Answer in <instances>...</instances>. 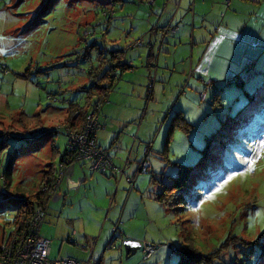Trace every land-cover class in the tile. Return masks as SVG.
I'll list each match as a JSON object with an SVG mask.
<instances>
[{"label":"rangeland","instance_id":"obj_1","mask_svg":"<svg viewBox=\"0 0 264 264\" xmlns=\"http://www.w3.org/2000/svg\"><path fill=\"white\" fill-rule=\"evenodd\" d=\"M112 1L0 0V246L13 238L18 200L39 190L50 161L57 160L65 149L63 132L51 136L49 128L69 127L74 104L53 102L48 92H55L54 96L60 93L57 98L65 95L84 105L86 95L71 88L88 81L82 69L80 74L76 71L79 63L84 65L89 60H76L73 56L75 53L82 56L85 49L93 47L86 38L94 35L92 23L100 22L101 29L107 31L98 40L102 38L109 44L108 39H114L133 68L116 79L115 89L113 86L107 100L100 104L97 132L102 131L101 124L104 127L109 124L122 135L121 141L129 138L121 159L112 154L119 150L117 139L103 148L109 150L116 166L127 167L131 163L132 172L139 177L136 184L140 182V186L131 188L126 168L112 178L117 184L108 196L100 181L108 173L89 169L95 178L96 175L102 178L98 181L92 178L90 190H81V162L67 165L69 171L77 168L73 180L70 184L64 181L44 200L46 216L39 234L50 241V257H72L83 262L91 256L93 264H176L179 259L176 249H184L190 243L201 253L215 252L213 264H264V94H258L248 107L250 97L243 95L252 92V88L245 91L238 84H229L221 88L227 89V93L238 88L233 97L224 90L218 102L208 92V98L202 101L199 93L203 88L195 87L196 82L191 76L188 78L190 73L187 76L189 70L186 82L178 80L179 72H173L176 54L184 57L190 54L188 49H174L172 42L162 40L163 28L152 24L158 15L155 0H115L111 8ZM145 2L150 5L147 7ZM165 2L166 9L175 4L174 0ZM134 6L139 11L133 10ZM103 7L111 9L107 27V19L101 14ZM189 15L190 12L182 10L172 16V25L178 27L170 35L175 31V35H182L191 28ZM181 19L185 23H179ZM131 42L134 47H128ZM92 53L94 62L97 51ZM63 61L71 63L70 67L61 65ZM257 75L264 77V52L249 76ZM20 112L33 116L40 113V117L22 122ZM177 112L190 125H186L187 130L179 124L173 127L169 146L161 153L166 131ZM120 119H130L131 124L120 126ZM78 122L76 118L73 126L78 127ZM42 128L47 131L42 130L38 137L27 134L30 142L26 136L22 139L11 135ZM40 139L43 146L34 150ZM33 140L34 149L28 147ZM209 143L207 158L201 160ZM223 144L229 145V151L225 152ZM146 146L151 149L149 153L145 152ZM47 148L49 152L52 149V156L46 152ZM141 156L148 160V167L137 163ZM178 163L191 165L195 170L192 183L189 181L183 199H179L178 193L173 196L177 198L175 204H170L169 199L161 203L151 190L158 184L149 185L151 164L160 183L157 173L162 171V180L170 182L178 174ZM157 165L162 166L161 170ZM132 172L129 170L130 176ZM122 185L113 199L114 189ZM128 188L132 189L130 197ZM123 204L126 210L121 222L118 215L123 214ZM117 205L118 215L110 222L109 216L114 215ZM125 218L131 219L130 227L140 233L143 245L128 258L120 246L122 237H117L115 231L121 229ZM114 235V244L109 245ZM144 244L153 247L147 258Z\"/></svg>","mask_w":264,"mask_h":264},{"label":"crops","instance_id":"obj_2","mask_svg":"<svg viewBox=\"0 0 264 264\" xmlns=\"http://www.w3.org/2000/svg\"><path fill=\"white\" fill-rule=\"evenodd\" d=\"M165 1L166 0H155L154 2V4L157 5L156 13L158 15L154 13L155 15H157V17L155 23L153 22L152 24H154L156 27L159 26V28H165L166 26L171 25V22L173 20L171 18L178 11L183 10L191 13V15H189L190 19L188 21L191 24V28H187L186 30H184L182 35H175L177 31H175L174 33L172 32L173 34L170 35L171 32L166 33V31L162 30V40L164 41V43L172 42L174 45V49L184 47L189 50V56L187 55L184 57L176 54V56L173 58V72L180 73V78L178 79L179 81H186V79L184 78L186 77L187 71L189 70L187 76L189 75V73H191L190 78L196 82L195 87L197 89H202L201 87L204 80L213 81L217 88L220 89L221 87H228V84L226 85V80L230 77H233L236 79L235 84H238V88H245V91H249V87L252 88V92L243 95V97L252 96L250 97V99L252 100H249L250 102H248V107L255 102L256 98H258L259 96L258 94H264V77L260 75L252 77L249 76L250 73L255 70L256 65L259 64V60L264 52V0H174L175 4L173 5V8L170 9H166ZM227 1L228 5H226ZM132 9L135 11H139V8H136L135 6L132 7ZM172 9L174 10V13H172ZM178 16L182 18L183 14H179ZM182 22L185 23V20L181 19L179 21V23ZM155 26L153 27L154 30ZM159 28L157 29L158 31ZM172 38H174V41L171 40ZM112 43L115 44L114 41H112ZM152 58L153 55H151V59ZM248 62H250L251 68H248ZM225 88H221L222 94H224L223 92L225 90V94H231L232 97L238 89L236 88L235 90L234 88H231L227 93V89ZM219 98L220 96L217 98L218 102L220 100ZM128 120L130 119H120V126L123 125L124 127H126L125 124H131V120ZM101 126L102 131L100 132L99 130L97 132L98 145L101 149H103V147L107 148L113 139H117L119 141V150H114L112 154L114 155L115 153L114 156H116L118 159H121V156L126 154L129 138L126 139L124 137L121 141L122 135H118V133L114 131L115 129H112L109 124H106L105 127L103 124H101ZM138 134L140 135V132H138ZM40 146H43V141L41 139L37 147H35V149L33 147V149L36 150ZM51 150L52 149H50V152ZM46 152L50 153L48 148ZM142 159L143 156L139 158L137 163L139 164ZM81 164V190L83 188L90 190L92 178L98 181L99 178L102 177L96 175L95 178L93 176L95 175L92 172L93 170H89V165L83 163ZM85 165L88 169L83 168V166ZM158 165V170H161L162 166ZM119 168L123 169V173L127 168L128 173H126V178H130V180L126 179L127 182L132 183L133 186L131 187L130 185L132 189L135 185L138 189L140 186V182L139 184H136V182L139 177H137V175L135 176V171L134 173L132 172L131 163L127 167L122 166ZM76 169L77 168L74 167L70 171L68 170V168L64 170V175L62 176L56 191L64 181L66 184L71 183V180H73L72 175ZM129 170L132 172L131 176L129 174ZM149 173L151 174L149 185L151 183L158 184L157 186L153 185L151 189L156 193L155 196L157 199V194L160 192L163 186L169 184L170 179H166L164 181V179L162 180L161 176L163 174L162 171L159 173L156 172L160 176V183L157 182V178L152 177L155 176L152 164L151 171ZM108 175L109 176L100 180L105 186L106 195L111 194V191H113V185L115 186V184H117V181L113 180L112 178L119 176L120 174L116 173L115 175H112L110 174V172H108ZM87 178L90 179L89 183L87 182ZM123 186L124 185H122V187H116L114 189V192L112 193L113 199L116 198L117 191L122 189ZM132 189L128 188V194ZM131 195L129 194V197ZM121 210H123L122 216L120 213L118 215L117 205L114 211V215L112 213L111 216L108 215L110 217V222H114L115 216L117 215L118 219H120L122 222V218L125 213L124 210H126L124 204L121 206ZM106 218L107 216L104 218L105 222H107ZM131 224V219H123V226L121 227V229L116 231L117 237L121 236V240L131 239L141 242L140 233H136V231L134 232L132 230V228L134 227H130ZM114 238H116V235H114ZM110 244L113 245L114 241L112 243H109V245ZM89 258L91 260V256Z\"/></svg>","mask_w":264,"mask_h":264},{"label":"trees","instance_id":"obj_3","mask_svg":"<svg viewBox=\"0 0 264 264\" xmlns=\"http://www.w3.org/2000/svg\"><path fill=\"white\" fill-rule=\"evenodd\" d=\"M115 0H113V4H111V8L112 5L115 4L114 2ZM111 2V3H112ZM155 2V1H154ZM46 4V3H44ZM145 4L148 5V2H145ZM101 10V9H100ZM45 11V10H44ZM103 11V12H102ZM101 11V14L103 15V18L106 21V27L109 24V19H110V15H111V9H107V7H103ZM43 12V10H42ZM47 12V11H45ZM177 26V25H176ZM172 24L166 26L165 28H163L164 31H166V33L171 32L172 30H174V27ZM101 27H103L101 25V23L99 22V24H93L91 25V30H94V35L93 37H87L86 39L89 40L90 42V46L93 45L92 48H87L85 49L84 54L82 53V56L80 55H75L73 56L74 59L76 60H85L86 58H88L87 60H89L88 63L82 65L81 63L78 64L77 66V70L76 74H80L81 69L83 70V72L85 73V75L87 76L88 81L86 83H83L81 86H78L77 88H71L72 91L75 92H83L86 95V99L84 102V105H80L78 103H75L74 101H72V99L66 97L65 95H62L60 98H57L58 94H56L57 96H54L53 94H55V92L50 91L48 92V95L53 99V102L55 101H59V103H62L63 105H69L70 103L74 104V108L72 109V116L74 117H70L69 119V127L72 128H77L74 131H78L80 129H82L83 126V121L86 117L87 114L91 113L92 111L98 112L99 111V106L103 101L107 100V96L110 93L111 88H113L114 86V82L116 81V79H120V76L122 75V73H124V71L126 72V70H129L131 68H133V65L128 62L125 57H124V49L123 48H119L117 47L114 43H112V39H108L109 44L105 42V40H103L102 38L104 37V35H106V28L105 29H101ZM99 35L102 37L100 40H98ZM138 41H136L135 44H137ZM128 47H134L133 42H131ZM84 48V46H83ZM97 51L96 56H95V61L93 62V56L95 54H93V51ZM75 52V50H74ZM79 57L78 59L76 57ZM149 61L150 58L147 61V65H149ZM70 62H72V60H70ZM61 65H63L64 67H67L71 65V63L68 62V64L65 63V61H63L61 63ZM39 68V67H37ZM191 75V73H190ZM190 75L188 76V78L190 77ZM75 76V75H73ZM231 78L233 81H231ZM186 82V81H185ZM236 83V79L233 77H230L226 80V85L228 84H235ZM116 86H114L115 89ZM202 91L199 93L200 97H201V93H205V98L201 100L204 101L208 98L207 93H210V98L211 97H215L216 99L220 96L221 93V88H217V86L214 84L213 81H208V80H204L202 83ZM70 90V89H69ZM147 98L150 97L149 94V89L147 90ZM252 97V96H250ZM223 99V98H222ZM252 100V99H250ZM220 102V100H219ZM69 103V104H68ZM180 112L182 113V111L180 110ZM180 112L175 113L174 116H172L171 119V124H169V127L166 131V135H165V140H164V148L163 150H161V153H164L165 148H168L169 146V133L171 132L172 128L175 127L177 124H179L180 127H184L185 130H187L186 125L189 126L190 124H188V122L186 120H184V118L180 115ZM20 119L23 122L24 121H29V120H33L36 118V120L40 117V113H38L37 115H26L24 112H20ZM84 116V117H83ZM178 117V119H177ZM76 118H79V124L78 127L73 126L74 125V120ZM83 118V119H82ZM74 119V120H72ZM81 119H82V123H81ZM99 122V119H98ZM183 126H182V125ZM100 125V122H99ZM69 127H67L66 125L63 126H58L55 128H49L52 130L51 132V136H56L57 134H59L60 131L63 132V135H65L66 137V141L64 143L65 149L64 151H62L60 153V155L58 156V159L55 161H50L48 169L45 170L46 172H44L43 178H42V184L39 188L38 191H36L35 193H32L28 196H24L23 198L19 199L17 204H16V214L14 217V230L11 231L13 232V234L16 235H20L22 234V232H28V226L30 224V221L32 220V217L34 215L35 209L37 207H41L42 209L45 210V203L44 200L46 198V196L48 197L49 194H52L56 191V189L58 188V185H56V175L59 172V170L63 169L66 170L67 165H69L72 162H77L74 159V154H75V150L73 149L72 146H70L69 143V131H72L71 129H69ZM100 127V126H99ZM48 129V130H49ZM42 130H46L47 129H37L34 132H28L26 134H20V133H11V135H14L15 137L18 138H22L24 136H26V141L30 142L28 138L27 134H33L32 136L34 137H38ZM98 130V129H97ZM97 130L94 132L93 134V139L96 141L97 139ZM38 132H40L38 134ZM1 134V132H0ZM211 140V137L210 139ZM97 143V141H96ZM35 145L34 140L31 141V144L29 143L28 147H32ZM98 145V144H97ZM210 143L208 145L207 149H204L205 152V156H202L201 160L203 158H207V155L209 153L210 150ZM99 146V145H98ZM147 147V146H146ZM150 147V146H149ZM220 149H222V147H220ZM223 149H225L226 151H229V145L228 144H223ZM222 149V151H223ZM151 150L150 148L148 149V147L145 149V151L147 153H149V151ZM101 153L104 156V159H111L112 161V156L109 152L108 149H101ZM222 154V153H221ZM228 159V158H227ZM226 159V160H227ZM200 160V161H201ZM79 162L83 163V164H87L84 161L78 160ZM228 161V160H227ZM112 164L114 165L113 161ZM48 165V164H47ZM178 174L176 176H172L171 177V181L169 182L168 185H165L162 187V189L160 190V192L157 194V199L160 202H164L165 200L169 199L170 200V204H175V202H177V198L173 199L174 194H178L180 193V197L179 199H183L184 195H185V191L187 190L188 187V183L189 181L191 182V176L193 174V172L195 171L191 165H185V164H179L178 163ZM90 168V167H89ZM119 168V167H117ZM92 170V169H91ZM94 171V170H93ZM109 170H106L105 172L108 173ZM105 172H101V173H105ZM117 172L112 171L110 172V174L115 175ZM64 175V174H63ZM153 178H156L155 176H152ZM10 180V179H9ZM192 183V182H191ZM43 186H45V190H43ZM47 199V198H46ZM46 213V211H45ZM190 243H187L185 246V248L178 250V254H179V259L177 261L176 264H213V259L216 256V254L213 253H201L199 251L196 250V248L192 247L191 245H189ZM16 246V245H13ZM12 246V247H13ZM211 255V256H210ZM215 255V256H214Z\"/></svg>","mask_w":264,"mask_h":264},{"label":"built area","instance_id":"obj_4","mask_svg":"<svg viewBox=\"0 0 264 264\" xmlns=\"http://www.w3.org/2000/svg\"><path fill=\"white\" fill-rule=\"evenodd\" d=\"M247 66L251 68L250 62L247 63ZM231 81H233L232 78ZM201 98H205L204 92L201 93ZM98 119L99 111H92L86 115L82 129L69 131V143L75 150L74 159L75 161L86 162L90 169L94 171L105 172L109 170L108 172L115 171L121 174L123 169L113 165L111 159H104L101 148L92 137L100 126ZM141 162V167L149 166L148 160L144 156ZM63 174V169L59 170L56 175V185L61 181ZM126 179L130 180L128 177ZM45 189V186H43V190ZM45 216V210L37 207L28 226V232H22L21 236L13 234V238L9 242L0 246V264H93L90 259L81 262L72 257L51 258L50 241L39 234ZM142 246L141 244V248ZM143 249L146 252L145 258L153 252L152 244H144ZM95 264H98V262Z\"/></svg>","mask_w":264,"mask_h":264},{"label":"water","instance_id":"obj_5","mask_svg":"<svg viewBox=\"0 0 264 264\" xmlns=\"http://www.w3.org/2000/svg\"><path fill=\"white\" fill-rule=\"evenodd\" d=\"M114 240L115 238L111 236L109 243H112ZM120 246L123 247L125 252V257L128 258L129 256L133 255L137 251V249L140 248L141 242L131 239H122ZM176 251L178 252L177 249Z\"/></svg>","mask_w":264,"mask_h":264}]
</instances>
